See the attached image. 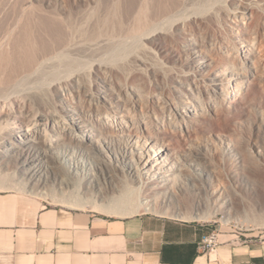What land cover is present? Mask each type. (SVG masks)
I'll return each instance as SVG.
<instances>
[{"label": "bare ground", "instance_id": "bare-ground-1", "mask_svg": "<svg viewBox=\"0 0 264 264\" xmlns=\"http://www.w3.org/2000/svg\"><path fill=\"white\" fill-rule=\"evenodd\" d=\"M155 1L157 3L160 1L159 5L164 2L165 6L152 10L151 2ZM218 1L133 0L128 6L132 8V18H130V25L127 26H123L124 21L121 24L116 22L118 21L116 16L122 11V0L94 1L95 5L81 14L76 13V16L72 15L73 13L67 14L64 23L61 22L62 24L57 21V23L55 21V23L53 21L51 23L46 16L31 10L36 15L27 14L25 23L36 35L39 34L40 37L41 34L45 35L47 44L39 43L41 46H38V40L35 41L37 46L33 45V41L37 39L35 37L32 39L33 41L30 40L33 46L31 44H28L31 46H25L24 43V46L15 45L9 46L10 48L7 46L8 50L7 47L4 49L5 51L0 50V64L5 63L4 66H0V70L6 75L4 77L1 74L5 79L4 82L0 81V95L3 93V97L10 95L9 90H23L25 101L33 109L30 110L32 111L31 115L25 120L16 118L17 122L8 120L0 123V185L29 187L32 193L37 190L36 186L41 185L40 189L38 188L39 191L37 190L38 194L48 195L67 207L83 209L89 206L99 212L118 215L135 214L141 207L151 210L158 209L154 200L141 195L146 187L154 190L156 194L175 195L174 197L177 196L176 193L182 192L183 195L187 193L191 196L196 206L193 213L184 215V213L178 212V216L196 220L206 219L209 216L206 210L200 208V203L207 198L203 197V192L205 191L207 194L217 192L226 213V221H230L233 215L238 218L237 214L240 212L249 220L248 214L251 215L252 207L248 206L251 210L250 213H247L248 209L241 211L242 208L237 207L236 200L238 199L235 186L232 187L226 183L224 171L229 172L232 180H236L240 174H246V171H260L261 161L264 159L263 149L260 145L251 144L240 138L239 142L230 140L231 142L224 146L215 144V147L210 149L204 141L199 139L197 142L187 141L183 146L175 149L176 147H172L168 143L169 141L160 136L156 130L151 127L146 128L147 123L144 121V115V117L141 115L138 118L134 111L132 112L131 109L129 111L130 107L128 106L130 105L126 99L128 94L126 96L122 91L124 86L118 85L115 88L112 85L113 80L107 75L108 68L117 69L121 73L129 69L127 67L130 56H134L133 60L137 61L140 68L146 67L147 55L144 58L142 54L153 53L148 46H154L158 42V39L154 38L157 32H160L163 27H167L168 24H172L175 17L180 16L182 11L185 12L184 9L188 6L191 5L192 9L204 13L205 10H211ZM252 5L264 13V0H249L240 3L241 10H238L243 13L248 11ZM232 12L234 11L231 10ZM21 14L22 12L19 15ZM23 17L22 14L20 18ZM23 28L25 29V25ZM29 30L27 31L29 32ZM34 32L29 35L35 34ZM262 32L264 33V31ZM262 36L264 37L263 34ZM260 37L247 38L236 35V38L244 40L238 44L248 68L245 64L238 66L232 62L231 64L224 62L220 65L216 64L218 66L211 69L206 67L211 66L213 58L217 56L211 53L214 56L211 57L202 50L203 47L201 49L197 43L186 38L182 44V52L187 55L185 74L191 77L192 84L197 87L200 82H197V75L193 68L200 67L207 96L212 93L217 97H222L225 99L226 105L231 106L237 101L239 93L242 92L244 81L257 70L253 62L255 58H252V55L264 42V38L262 41V37ZM254 51L255 53L252 54ZM97 58L100 63L103 62L104 66L102 64L99 66L100 74L97 75L98 82L96 81L95 85L97 93L91 94V96L94 95L93 103L104 109L103 111L99 109L91 116V119L87 113H83L85 109L76 106L77 102L75 103L74 99H71L66 90L69 86L71 90H76L78 93V89H81L87 80L85 78L86 66L92 59L97 60ZM151 60L153 61V59ZM107 64H110L111 67ZM134 64L136 65V63ZM154 64L149 66H156ZM155 68L153 69L155 70ZM157 69L162 70L160 66ZM111 70L110 72L113 71ZM66 78H68V83L64 82ZM116 81L118 82V80ZM86 85L88 87L89 84ZM131 89L137 94L136 88ZM51 93L57 98H61L59 105L52 103ZM210 99L212 101V97ZM210 102L207 103V110L214 112L215 106ZM200 110L193 109V107L190 109L189 106L185 111L181 110L182 113L177 112L183 120L185 129L188 130L191 122L195 123L197 120L198 123L197 117L201 115ZM142 125L145 126L143 130L138 128L143 127ZM116 137L126 140L127 144L122 147L116 146L113 140ZM135 148H138L137 152ZM76 153L86 158V165L82 161L76 160ZM172 205L174 206V204ZM258 208L260 213L252 214V218L255 222L261 220L264 224V205L261 204ZM170 209H163V212H168Z\"/></svg>", "mask_w": 264, "mask_h": 264}, {"label": "rangeland", "instance_id": "rangeland-1", "mask_svg": "<svg viewBox=\"0 0 264 264\" xmlns=\"http://www.w3.org/2000/svg\"><path fill=\"white\" fill-rule=\"evenodd\" d=\"M94 1L97 2L100 0H0V50L5 51L4 49L7 46L8 47L15 45L21 46L24 43H25L24 45L26 46L28 44H31L32 42L30 43V40L33 41L32 39L35 37L37 39L33 41L32 43L33 45L34 44L36 45L35 41L37 42L38 40H39V42H37L38 46L47 44L45 42L46 41L45 35L43 36L41 34L40 37L39 34L36 35L34 31H32L30 28L27 27L28 25L27 23H25L26 21L25 16H27V14L36 15L35 13H39L42 16L43 15L46 16L47 20L48 21L50 20L49 22L57 21L59 22V24H62L64 23V19L67 14L73 13L72 15L74 16H76L75 15L76 13L81 14L82 12L89 10V8L95 5ZM106 1H111V0H106ZM132 1L133 0H122V4L125 7L121 5L122 11H120V13L116 16V19L118 20L116 21L117 23L121 24V22L124 21L126 25L122 24L123 26L130 25L129 23L131 21L130 18H132L131 17L132 8H129L128 6H130ZM247 1L249 0H245V1L219 0L218 2H216L217 5L215 3V6L211 10L210 9L205 10L207 11L206 13L205 11L204 13H202L201 11L197 12L195 9H192L190 5L188 6L190 7L189 9L188 7L185 8L184 9L185 12L182 11V14L179 13L180 16L178 15L175 17V20L172 22V24H168L167 27L166 26L163 27L160 30L161 33L157 32L154 35L155 36L154 38H156L155 40L158 39L157 40L158 42L156 41L157 43L154 46L151 45L148 46L149 48L152 49L153 53L142 54V56L144 55L143 56L144 58L147 57L145 59V63L147 62L149 63V64L147 63L146 67L140 68L138 66L137 61L135 62L133 60L134 56L132 55L133 57L131 56L129 57V65L127 67L129 69H127L125 72H122L126 75L122 74L121 71H118L117 69L111 68L113 70L112 71L110 68H108L109 71L107 72V75L115 82L114 83L112 81V85L115 88H117L118 85H121V87L124 86L122 88V91L125 95L128 94V97H126L127 95L125 97L127 99L128 105H130L128 106L130 107L128 108L129 111L131 110L132 112L134 111L135 116L138 118L141 115L142 116L144 115L145 116L144 121L145 123H147L146 128L151 127V129L156 130L160 136H162L167 141H169L168 143L171 144L172 147L175 146L176 147V148L174 147L175 149L179 148L180 146H183V144H185L187 141L197 142L199 141V139L202 142L204 141L207 144L208 148L210 149H213L215 147V144L216 146L217 145L224 146L226 143L231 142L230 140H235L234 142H239L242 139L250 142L251 144L256 143L260 145L261 149H263V154H264V42L260 47L261 49L260 48L256 49L255 50L256 53L255 51L252 53V54L255 53L254 55H252V58H255L253 62L255 64L254 66L257 67L258 71L255 70V72L253 74H250L249 75L250 77L248 76V78L244 81L243 89L241 90L242 92L240 91L241 93H239V95L237 96V101H235L234 104L231 106L226 105L225 99H223L222 97L220 98L219 96L217 97L212 93L209 94V96L212 97V101H211L210 99L211 97L207 96L205 92L202 71L201 68L198 66L193 68L195 70L194 71L195 74L197 75V78L196 77L195 78L198 83L200 82L197 85L198 89L192 84L191 77L185 74L187 67L186 65L187 55L186 53L182 52V44L184 43V40L186 38H189L191 41L197 43L201 49L203 47L204 49L202 50L206 51L211 57L217 56L214 57L215 59L213 58V63L211 64V66L206 67L207 69H211L214 66H218L216 64L220 65V63L222 64L224 62L228 64H231L232 62V64L234 65L244 66L245 61L243 59V56L241 55V50L239 49L240 45L238 44V42H242L244 40L240 38H236V35L238 34L247 38L261 36L262 41L264 38L262 36V34L264 35V33L262 32L264 31V27H263L264 13L261 12V10L254 5H252L248 9V11H244L243 13L242 11H240L241 10L240 9L241 6H239L240 3L242 4ZM151 3H152L151 5L152 10L158 9L157 7L162 8V6L164 5L163 4L164 2H162L161 5H159L160 1H158V3L156 1L154 3L153 2ZM155 6L156 8H154ZM17 10H20V12H22L23 16L25 17V20H23L24 17L22 19L20 18L22 17V14L19 15L20 12H17ZM31 10L32 11L35 10L34 11L35 13L31 12ZM231 10L234 12L231 13ZM118 16L120 17L121 21L119 20ZM18 19L21 20L18 21ZM24 25H25V29L27 30L30 29L29 32L23 28ZM179 26L183 28H180ZM177 27L180 28L181 30L180 29L178 30ZM31 32L35 33V34H31V36L33 35L34 37L33 36L31 37L29 35V33ZM8 47L6 48L7 50L10 48ZM209 50L211 51L209 52ZM150 55L152 56V58ZM148 57L153 59V61L151 59L149 60ZM98 59L99 58H97V60L92 59L90 61L91 64L89 63L88 66H86L87 67L85 69V71L87 70V73H85L86 76L85 78L87 79L86 83L84 82L85 84L81 86V89H78L79 91L82 92L77 91L79 93L78 94L76 93V90H71V87L69 86L68 89L70 90L68 89H67L68 91L66 90V93L70 94L71 99L73 98L75 103L76 102L78 103V105L76 103V106L82 108L83 110L85 109L83 113L85 114L87 113V115L91 119H92L91 116H93L94 113L99 111V109L102 111L104 109V108L102 109L101 106L99 107L98 104L93 103L92 99L94 95L91 96V94L97 93L95 87L96 83L98 82L97 75L100 74L99 66L101 64L103 65V62L100 63L99 62L100 60L98 61ZM134 63H136V65ZM150 63L151 64L155 63L154 65L156 66L152 65L150 67L149 66L151 65ZM4 65L5 63L0 64L1 67ZM107 66H110V64H107ZM159 66L160 69L162 70L157 69V67ZM245 66L246 68H248L247 64H245ZM153 68H155L156 71ZM110 70L112 72H110ZM1 74L4 75L0 70V75ZM2 75L0 76V79L1 78L3 79H1L0 81L4 82L5 79L4 77L6 75H4V77ZM241 76L243 77V75ZM177 77L178 79H176ZM116 80H118V82ZM182 81L184 82V84ZM64 82L68 83V78H66V81ZM86 84H89L88 87ZM189 84L190 86H187ZM131 88L134 89L136 88L135 91L138 95L135 94ZM23 92H24L23 90H14V91L9 90L8 91V93L10 94L8 95L9 97L5 95L3 97L4 93L0 95L2 96L0 97V123H4L5 121L8 120L9 122H17L16 118H21V119L23 118L25 120L27 117L31 115L32 111L30 110L33 109L31 108V105L25 101ZM5 94H7V92H5ZM51 94H52L51 98L53 99L52 103L59 105L61 102V98L58 97L60 99L59 100L57 96H55L53 93ZM88 95H90L92 98L89 96L90 97L89 99ZM196 97L197 99L199 98L198 103L196 101L197 100ZM100 101L103 102V100ZM215 101L216 103H214ZM209 102L214 104L215 106L214 112L207 110V105H208L207 103ZM189 106L190 109L192 107L193 109L194 108L198 110H200L201 108L202 109L200 110L201 115L197 117L198 123L197 120L195 123L191 122L187 130L184 127L182 118L179 116L177 112L182 113L181 110L185 111L186 109L189 108ZM14 115H18V116L16 117ZM142 126L143 127L140 126L138 128L143 130L145 126L144 125ZM223 133H225L226 135H224ZM118 138L119 137L113 139L116 146L122 147L124 144L125 145L127 144L126 140L124 141V139H118ZM221 139L224 141V143H222L223 141ZM135 149L137 152L138 148ZM76 157H77L76 160L82 161V163L85 165L87 164L86 158L81 154L79 155L76 153ZM191 170L193 171L192 168ZM259 170L260 171L258 172L246 171V174L238 175L236 177V180L231 179V176L227 170H225L226 172L224 171L225 173L224 177H226L224 178V180L226 181V183L231 185L232 187L235 186L234 188L236 189V195L238 199L236 200L238 203L237 207L239 209L242 208L240 209L241 211L242 210L246 211L248 209L247 213H250L249 211L253 210L252 212L254 213L251 212L250 213L251 215L248 214L249 220H247V218L243 216L242 212H240L237 214L238 218L235 215H233L230 221H226L225 219L226 213L224 212L225 210L222 208V204L220 203L221 200L220 197L218 196L219 194H217V192L216 193L209 192L207 194V192L205 191L203 192V197L205 198L207 197V198L202 202L203 204L200 203V208H202V210L204 211L206 210L209 213V216L206 219L204 218L200 220L199 219L196 220L190 217H180L178 216V212L184 213L185 215L186 213L191 214L190 212L193 213L195 211L196 203L195 204L193 203L191 196H189L185 192L183 193H185L186 195L181 194L182 192L180 193L178 192L179 194L176 193L177 195L176 197H174L175 195H172L173 196L172 197L171 195L167 196L161 193L156 194L154 193V190L150 189L149 187L144 188L145 191L143 190L141 192V195L146 196L147 198L149 197L151 198V200H154L157 203L158 209L151 210V209H144L143 207H141L137 213H151V214L167 216L175 219L208 223L215 228L214 231L216 232H218L219 229H224L238 233V235H240L242 240L259 239V235L264 234V224L262 223L261 220L255 222V220L252 218V214L256 215L260 213L258 207L261 204L264 205V159L261 161V167ZM40 186L39 187L36 186L37 190L38 188L40 189ZM37 190H34V192L32 193V191L30 192L29 187H19V186L6 187L0 185V191L18 192V194L23 193L31 197L38 198V200L40 199L39 201L43 202L46 205L63 207V208L67 207V205L59 201H55L48 195L44 194L41 196L40 194L37 193ZM170 196L171 198H173L172 200L171 198H169ZM172 204H174V206ZM242 206L243 207L245 206L244 208L246 207L247 208L244 209ZM248 206L252 207L253 209L251 208V210H249L250 208H248ZM163 209H170V210L168 212H163ZM71 210H81V209L73 208ZM83 210H86L98 216H107V217L128 216V214L118 215L107 212H99L92 209L89 206H86L85 208H83Z\"/></svg>", "mask_w": 264, "mask_h": 264}, {"label": "crops", "instance_id": "crops-1", "mask_svg": "<svg viewBox=\"0 0 264 264\" xmlns=\"http://www.w3.org/2000/svg\"><path fill=\"white\" fill-rule=\"evenodd\" d=\"M20 194L0 191V264H264V234L242 240L219 229L215 248L202 251V238L215 230L208 223L98 216Z\"/></svg>", "mask_w": 264, "mask_h": 264}, {"label": "built area", "instance_id": "built-area-1", "mask_svg": "<svg viewBox=\"0 0 264 264\" xmlns=\"http://www.w3.org/2000/svg\"><path fill=\"white\" fill-rule=\"evenodd\" d=\"M218 243L217 232L212 231L208 235H205L200 242V250L209 251L215 248Z\"/></svg>", "mask_w": 264, "mask_h": 264}]
</instances>
